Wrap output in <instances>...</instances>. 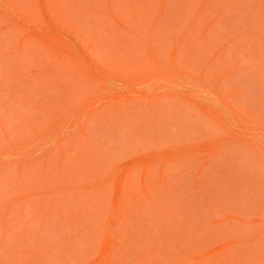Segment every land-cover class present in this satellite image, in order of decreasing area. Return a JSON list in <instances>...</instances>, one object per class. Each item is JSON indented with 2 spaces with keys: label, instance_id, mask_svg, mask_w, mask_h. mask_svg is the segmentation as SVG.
<instances>
[{
  "label": "rangeland",
  "instance_id": "1",
  "mask_svg": "<svg viewBox=\"0 0 264 264\" xmlns=\"http://www.w3.org/2000/svg\"><path fill=\"white\" fill-rule=\"evenodd\" d=\"M0 264H264V0H0Z\"/></svg>",
  "mask_w": 264,
  "mask_h": 264
}]
</instances>
